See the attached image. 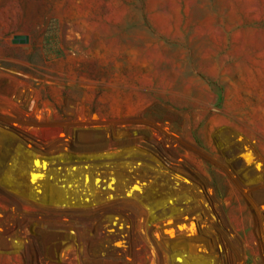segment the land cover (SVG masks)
<instances>
[{"label":"rangeland","instance_id":"1","mask_svg":"<svg viewBox=\"0 0 264 264\" xmlns=\"http://www.w3.org/2000/svg\"><path fill=\"white\" fill-rule=\"evenodd\" d=\"M0 264H264V0H0Z\"/></svg>","mask_w":264,"mask_h":264},{"label":"bare ground","instance_id":"2","mask_svg":"<svg viewBox=\"0 0 264 264\" xmlns=\"http://www.w3.org/2000/svg\"><path fill=\"white\" fill-rule=\"evenodd\" d=\"M229 147V146H228ZM244 158V157H243ZM245 159V158H244ZM167 206V205H166ZM193 226H190V227H187V228H184L183 229V233L185 236H192L193 235V232H194V228H192ZM197 252V251H196ZM190 254L191 255H195L194 254V250H190ZM205 262V261H204Z\"/></svg>","mask_w":264,"mask_h":264}]
</instances>
